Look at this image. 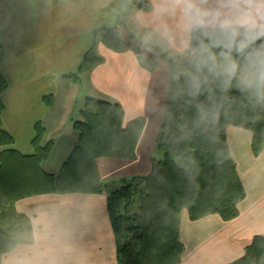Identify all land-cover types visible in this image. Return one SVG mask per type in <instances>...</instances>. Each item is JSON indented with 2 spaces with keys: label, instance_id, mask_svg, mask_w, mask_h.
<instances>
[{
  "label": "crops",
  "instance_id": "1",
  "mask_svg": "<svg viewBox=\"0 0 264 264\" xmlns=\"http://www.w3.org/2000/svg\"><path fill=\"white\" fill-rule=\"evenodd\" d=\"M145 1L151 9L132 10V0H0V72L8 85L1 95L2 124L14 138L12 148L33 155L35 127L41 123L46 130L43 145L54 143L42 168L58 176L78 142L74 123L82 120L89 98L119 105L124 126L144 122L134 159L112 156L97 161L105 185L102 194H48L17 202V212L32 222L33 237L17 245L1 264H119L108 196L133 178L149 174L151 159L160 151L159 130L169 90L167 61L163 57L151 72L141 67L134 53H115L100 45L99 56L105 62L92 72L79 68L93 47L94 31L117 18L131 38L141 34L140 44L170 57L188 54L178 41L173 46L162 38L166 28L175 33L179 24L177 17L160 11L166 0ZM87 73L89 87L84 88L82 76ZM72 74L80 80L65 77ZM47 97L54 98L51 106ZM227 140L246 191L238 205L240 214L229 222L219 215L192 221L184 211L185 252L180 264H232L245 255L255 237L264 236V149L256 156L253 134L243 128H228Z\"/></svg>",
  "mask_w": 264,
  "mask_h": 264
},
{
  "label": "trees",
  "instance_id": "2",
  "mask_svg": "<svg viewBox=\"0 0 264 264\" xmlns=\"http://www.w3.org/2000/svg\"><path fill=\"white\" fill-rule=\"evenodd\" d=\"M145 0H132V10H149ZM122 29L112 26L94 31V44L79 71L92 72L105 62L95 52L101 42L115 53L132 52L142 68L155 71L159 64L146 56L141 45L122 38ZM241 37L240 39H242ZM264 41H257V44ZM152 50L156 47H147ZM148 50V49H147ZM2 54V50H1ZM1 57V55H0ZM237 59L244 63V56ZM166 112L159 130L158 148L163 159H151L149 174L137 176L108 196V212L114 230L119 264H180L185 252L181 240V215L187 211L197 221L219 215L229 222L238 218L239 203L246 197L227 140V130L237 127L253 134L256 156L264 149V100L254 90L248 93L223 84V78L200 76L194 80L190 60L170 58ZM2 77V75H0ZM78 82V74L66 75ZM0 86V264L2 258L33 237L31 220L16 210L17 202L41 195L102 194L97 161L117 156L135 158L144 122L124 126L119 105L89 98L74 123L78 142L58 176L43 171L54 143L43 145L46 130L35 127V153L25 156L12 148L14 138L4 129L5 106ZM53 97L45 99L53 104ZM232 264H264V236L255 237L245 255Z\"/></svg>",
  "mask_w": 264,
  "mask_h": 264
},
{
  "label": "clouds",
  "instance_id": "3",
  "mask_svg": "<svg viewBox=\"0 0 264 264\" xmlns=\"http://www.w3.org/2000/svg\"><path fill=\"white\" fill-rule=\"evenodd\" d=\"M160 11L179 20L178 31L166 28L162 38L188 52L194 80L223 78L228 86L239 79L264 100V43L257 44L264 41V0H166Z\"/></svg>",
  "mask_w": 264,
  "mask_h": 264
},
{
  "label": "rangeland",
  "instance_id": "4",
  "mask_svg": "<svg viewBox=\"0 0 264 264\" xmlns=\"http://www.w3.org/2000/svg\"><path fill=\"white\" fill-rule=\"evenodd\" d=\"M105 26H112V27H115V28H118V29H122V24L119 22V19L117 18V19H115V20H112V21H110V22H108V23H106L105 25H103L102 27H105ZM123 33H125L126 35H128L127 37H126V39L124 38V37H122V38H124L127 42H129V43H133V44H137V45H141L142 47H143V50H144V52H145V54H146V56H148L149 58H151V59H153V60H155V61H157V63L159 64V66H160V64H161V62H162V59H163V57L166 59V64H167V67H168V65H169V60H170V58H174V57H179V58H183V59H189V54H186V55H181V57L180 56H172V57H170V56H166V55H163L162 54V52L159 50V52L156 50H152V49H150V48H147V47H152V46H146V45H142V44H140V43H142V41H141V34L140 33H138L137 35H135V34H133V38H131L130 37V34H129V32H126V31H122ZM135 41V42H134ZM139 43V44H138ZM100 45H102V43L101 42H99V43H96V47H95V52H97V54L98 55H101L100 54V51L98 50V47L100 46ZM148 49V50H147ZM1 50H2V54H1ZM0 55H1V57H0V69H1V67H2V65H3V63H2V55H3V45H2V42H1V40H0ZM87 55V54H86ZM85 55V56H86ZM85 56H84V58H85ZM83 58V59H84ZM190 60V59H189ZM159 68V67H158ZM152 72V71H151ZM168 72H169V68H168ZM75 73H77V71L75 72ZM0 75H1V72H0ZM89 74L87 73V75L85 74V76H82V79H83V87L84 88H88L89 87V85H88V82H89V76H88ZM2 79H4V77H0V80L2 81ZM5 80V79H4ZM0 86H1V82H0ZM233 89L234 90H237V91H244V92H249V88H246V87H244V85L243 84H241L240 83V81H239V79H237L236 80V82L234 83V85H233ZM6 91V90H5ZM4 91V92H5ZM3 92V93H4ZM2 93V94H3ZM155 156V158H159V160H161V159H163V153L161 152V151H156V154L154 155ZM111 187V186H110Z\"/></svg>",
  "mask_w": 264,
  "mask_h": 264
}]
</instances>
